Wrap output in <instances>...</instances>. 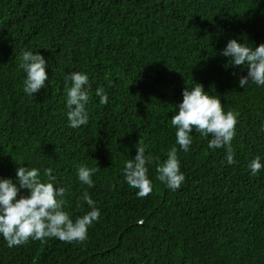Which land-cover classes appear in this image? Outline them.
I'll return each mask as SVG.
<instances>
[{
	"label": "trees",
	"instance_id": "obj_1",
	"mask_svg": "<svg viewBox=\"0 0 264 264\" xmlns=\"http://www.w3.org/2000/svg\"><path fill=\"white\" fill-rule=\"evenodd\" d=\"M233 38L264 43V0H0V179L16 182L24 166L46 180L52 169L73 220L91 210L85 189L100 210L83 243L9 247L0 235V264H264V168H249L256 156L264 164V86H239L248 69L221 55ZM25 50L48 61L46 87L31 96L18 68ZM72 72L91 85L79 128L67 117ZM195 83L239 113L234 164L195 130L188 152L176 143L171 118ZM140 139L154 158L145 198L123 175ZM173 146L185 176L176 191L156 179ZM82 163L97 169L94 187L79 181Z\"/></svg>",
	"mask_w": 264,
	"mask_h": 264
},
{
	"label": "clouds",
	"instance_id": "obj_2",
	"mask_svg": "<svg viewBox=\"0 0 264 264\" xmlns=\"http://www.w3.org/2000/svg\"><path fill=\"white\" fill-rule=\"evenodd\" d=\"M221 55L230 57L233 67L245 66L247 76H242L239 86L244 88L249 82L264 86V43L259 46H249L233 38L228 41ZM18 68L26 73L23 90L29 96L38 93L46 87L48 61L38 52L22 51ZM71 81L66 87V107L69 126L79 128L87 125L89 115L86 105L91 98L89 77L84 72H72L65 77ZM100 97L101 104H107L108 96L104 88L95 92ZM183 100L178 105V111L171 118V125L176 129V143L184 152H188L192 144V132L195 130L208 139L210 149L226 148L228 164H234L232 141L236 135L235 128L239 113L234 110L224 111L220 96L206 92L204 86L195 83L183 91ZM146 148L140 139L137 154L134 159L124 162L123 175L131 188L138 189L139 198L147 197L153 191V183L148 177L146 165L154 162L151 154L146 155ZM159 160V158H155ZM251 174L257 175L264 164L261 157L256 156L249 164ZM97 171L85 164L77 166L79 181L89 188L94 187L92 176ZM156 179L164 183L172 191L178 190L185 181L181 172L177 147L173 146L167 152V159L158 163ZM16 182L11 178L0 179V235L7 241L9 247L25 244L31 238L44 242L48 238H56L62 242L83 243L87 239L89 228L100 217V210L95 201L84 190L81 200L91 208L83 216L71 218L65 211L67 191L63 186L55 187V177L52 169L44 170L43 179L40 170L20 166L16 170ZM18 182V183H17ZM115 185H113V188ZM21 189H27V195H20Z\"/></svg>",
	"mask_w": 264,
	"mask_h": 264
}]
</instances>
